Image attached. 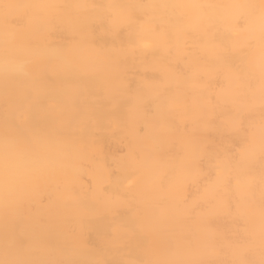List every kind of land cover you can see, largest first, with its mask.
<instances>
[{
  "label": "clouds",
  "instance_id": "1",
  "mask_svg": "<svg viewBox=\"0 0 264 264\" xmlns=\"http://www.w3.org/2000/svg\"><path fill=\"white\" fill-rule=\"evenodd\" d=\"M0 264H264V0H0Z\"/></svg>",
  "mask_w": 264,
  "mask_h": 264
}]
</instances>
